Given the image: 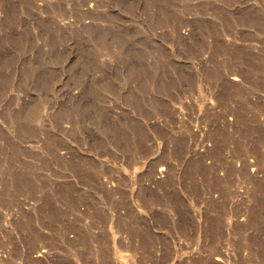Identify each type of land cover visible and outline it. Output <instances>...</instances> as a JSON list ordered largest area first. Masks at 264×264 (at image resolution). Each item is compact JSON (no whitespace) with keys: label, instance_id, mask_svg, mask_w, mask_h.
Wrapping results in <instances>:
<instances>
[{"label":"rangeland","instance_id":"obj_1","mask_svg":"<svg viewBox=\"0 0 264 264\" xmlns=\"http://www.w3.org/2000/svg\"><path fill=\"white\" fill-rule=\"evenodd\" d=\"M0 264H264V0H0Z\"/></svg>","mask_w":264,"mask_h":264}]
</instances>
